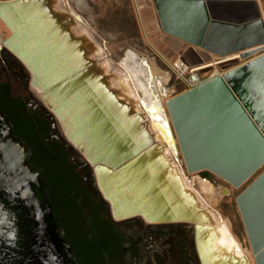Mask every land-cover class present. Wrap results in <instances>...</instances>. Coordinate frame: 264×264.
<instances>
[{"label":"water","instance_id":"1","mask_svg":"<svg viewBox=\"0 0 264 264\" xmlns=\"http://www.w3.org/2000/svg\"><path fill=\"white\" fill-rule=\"evenodd\" d=\"M63 1L0 0V21L9 31L4 46L91 166L112 217L190 224L200 264H237L232 257L215 259L202 219V211L211 209L172 177L121 67L107 57L99 62L104 51H92L95 41L85 50L79 33H88L72 21ZM200 29L202 47L220 57L217 64L264 50L261 19L240 25L209 21ZM163 108L169 143L185 172L206 170L239 188L264 166V53L169 97ZM29 158L0 107V264H77L58 234L52 190ZM235 201L254 263L264 264V168Z\"/></svg>","mask_w":264,"mask_h":264},{"label":"flooded vegetation","instance_id":"2","mask_svg":"<svg viewBox=\"0 0 264 264\" xmlns=\"http://www.w3.org/2000/svg\"><path fill=\"white\" fill-rule=\"evenodd\" d=\"M5 51L9 56L3 62L0 60V93L9 94L16 103L17 115L30 123V139L50 151L49 156L41 159L44 167H35L31 156L28 162L40 175L46 172L51 176L49 180L60 184L64 191H73V197L78 199L73 208L60 211V221L53 212L62 230L58 234L71 246L77 264H200L194 243L187 248L182 241H168L166 228L147 224L141 217L131 220L133 224L119 225L128 218L112 217L92 181L91 166L85 159L78 158L66 137L63 139L55 132L53 115L32 95L24 66ZM101 204L107 206V210H103ZM71 236L78 239L76 249L69 240Z\"/></svg>","mask_w":264,"mask_h":264},{"label":"rangeland","instance_id":"3","mask_svg":"<svg viewBox=\"0 0 264 264\" xmlns=\"http://www.w3.org/2000/svg\"><path fill=\"white\" fill-rule=\"evenodd\" d=\"M69 6L71 9L77 13L81 17V21L86 22L87 26L89 27L91 31L92 37L96 40V43L99 45H103L105 47L104 54L101 55L98 58L99 62L103 61L104 57H107L113 66L118 65V61L123 57L124 52L127 49H132L139 54L145 56L150 63L152 62L153 66L155 67L157 74L156 78L160 81L161 87L163 88V93H161L162 103L165 107V101L171 96H174L183 90H180V85L176 82L174 77L171 75L170 71L167 69V67L162 63L161 59L159 57L152 56V51L147 46L146 41L142 38L140 29H144V32L146 33L147 28H139L135 27L134 30V36L130 40H124L119 41L116 40L115 37H109L105 38V35H102L101 31L102 26L96 25L95 21L97 20V14H99L104 7H112L118 4L116 0H82V5L78 3V0H67ZM138 5H142L144 0H135ZM125 4L130 3L131 7H133V11H135L134 0H123ZM63 8L67 9V5L63 1ZM79 16H77L79 18ZM101 20V17L99 18ZM2 24V25H1ZM0 21V29L2 33L5 35V37L8 35L9 31L6 30V26ZM106 27V26H105ZM104 28V27H103ZM108 28V27H106ZM125 30H129L131 33L133 28L132 27H122ZM160 28V27H159ZM148 32V31H147ZM160 35V32H158ZM143 34V33H142ZM157 36L153 39V43L150 42L156 49H159V52L168 60H172L175 58H183L191 64V66H197L203 67L207 66L206 68H202L198 70L199 74L201 75H207L210 72L218 71L222 73L223 71L227 69L234 68L240 64L245 63L246 61H250L251 59H254L261 53H264V50H261L259 52H256L245 59H240L238 56L234 60H227L226 62H223L221 64L213 63L212 58H210L206 53L202 52L200 48L194 49L192 47V43L184 42L181 46V42H165L160 40V36ZM117 37V36H116ZM105 38V39H104ZM179 44V47L177 46ZM182 47H185V49L182 50ZM100 51V50H99ZM9 56V53L6 51L2 53V57L5 60ZM236 57V56H234ZM226 58V59H230ZM211 61V62H210ZM210 62V63H209ZM201 64V65H200ZM210 64V65H208ZM25 70V76L28 79L29 82V73L24 67ZM178 85V86H176ZM28 87L32 93L33 96L39 97L37 94V91L33 89L28 83ZM166 109V108H165ZM53 117V121L55 123V132L60 135L63 139L65 138L63 131L58 123V121ZM75 154L80 159H84V157L80 154V152L75 149ZM184 168V167H183ZM181 170L185 172L183 169ZM260 168L245 184L240 186L239 188H233L228 183H226L221 178L217 177L216 175L210 173L209 171L202 170L197 171L194 173H186L187 175V183L196 191L200 193V197L203 202H207L209 204V208L212 210L213 213H217L216 220L217 222H221L228 228V230L231 232L232 236L237 241L238 246L240 247V251L244 253L248 259L250 264H255L253 260V256L248 244V240L244 231V227L241 221V217L239 214V210L235 201L236 196L238 193L247 185L262 169ZM93 173V172H92ZM199 179L206 180L213 189V197L206 198L205 193L200 189V186L198 184ZM93 182L95 179L92 180ZM225 189H228L227 192ZM141 219L139 217H132L125 219L121 222H119V225H130L133 224L131 220ZM145 223L148 224V222L145 221ZM150 224V223H149ZM155 227L164 229H167L168 232V241H182L184 244L188 245L187 248H191V245L193 242V227L190 224L185 223H170V224H151ZM192 243V244H191ZM191 244V245H190Z\"/></svg>","mask_w":264,"mask_h":264},{"label":"crops","instance_id":"4","mask_svg":"<svg viewBox=\"0 0 264 264\" xmlns=\"http://www.w3.org/2000/svg\"><path fill=\"white\" fill-rule=\"evenodd\" d=\"M116 1L118 4L104 7L96 15L95 24L102 26V35H105V38L115 37L119 41L130 40L135 35V27H146V33L144 29H140L142 38L152 51L153 58L156 56L159 59V49L150 43L159 35L158 32L161 35L160 40L181 42V46H184V42L192 43L194 49L200 48L212 58L213 63H218L220 57L202 47L204 36L200 27L204 22L240 25L251 19H261L264 25V0H144L138 11H133L130 3ZM78 3L83 4L79 0ZM122 27H132L133 30L130 33ZM177 46L179 47V44ZM183 49L185 47H182ZM229 57L232 58H225Z\"/></svg>","mask_w":264,"mask_h":264},{"label":"bare ground","instance_id":"5","mask_svg":"<svg viewBox=\"0 0 264 264\" xmlns=\"http://www.w3.org/2000/svg\"><path fill=\"white\" fill-rule=\"evenodd\" d=\"M64 2L67 5V9L72 12V14H70L72 21L82 24L88 33H79V36L82 40L81 43L86 46L85 50L88 51V49L93 45L90 41L92 40V42H96V40L92 37L91 31L86 25L87 23L81 21L75 12L70 9L67 0H64ZM79 2L82 3V0H79ZM69 28L73 30V25L71 24ZM99 49L105 50V47L99 44L94 45L92 51L97 53L99 52ZM118 65L121 67V70L125 74V77L129 83V89L134 95V102L141 106L142 111H145V114L148 117L153 130L160 139L156 141L157 149L160 155L166 158L165 161L169 165L168 170L172 173V177H174L175 181L182 187L189 189L193 193V195L198 200L199 205L200 202H202L207 208H209V204L202 201L200 193L196 192L187 183V175L181 170L182 167L180 166L179 160L174 153V149H172L171 144L169 143L168 139L170 138V132L168 130V117L164 111L161 98L163 88L161 87L160 81L156 78L157 71L152 62L150 63V61L145 56L139 54L138 52L132 49H127L124 52L123 57L118 61ZM206 67L207 66H203L196 69L200 70ZM118 90L120 91V87ZM120 96L130 108L133 107L132 99L125 91H120ZM158 106L162 107L163 110H159ZM198 184L200 189L206 194V198L213 197L212 186L206 180L199 179ZM202 219L204 222L203 225L206 227L205 229L208 239H210L212 242V249L215 259L232 257L239 260L237 264H250L248 257L240 251V247L238 246L237 241L232 236L231 232L222 223L223 221L219 223L217 222V218H215L212 210H203Z\"/></svg>","mask_w":264,"mask_h":264},{"label":"trees","instance_id":"6","mask_svg":"<svg viewBox=\"0 0 264 264\" xmlns=\"http://www.w3.org/2000/svg\"><path fill=\"white\" fill-rule=\"evenodd\" d=\"M14 103L15 101H13V99L9 97V94L0 93V107L2 111L6 114L8 120L12 125V133L20 139H23L26 143H28V146L31 151L30 156L32 157V162L34 163L35 167H44L45 164L43 165L41 163V159H44V157L49 156L50 151L43 149L37 143L30 139L28 134V132H31L29 127L30 123L27 122L25 118L17 115L15 111L16 103ZM41 177L51 187L54 198L53 212L57 215L60 221V211L73 208V204L78 201V199L75 200L76 197H73V191H64L63 187L60 184L52 183V181L49 180L51 176H48L46 172H41ZM105 203L107 202L105 201ZM101 207L103 208V210H107V206L101 204ZM69 240L76 249L78 239L76 240L73 236H71Z\"/></svg>","mask_w":264,"mask_h":264},{"label":"built area","instance_id":"7","mask_svg":"<svg viewBox=\"0 0 264 264\" xmlns=\"http://www.w3.org/2000/svg\"><path fill=\"white\" fill-rule=\"evenodd\" d=\"M135 9L139 10V5L134 0ZM5 35L2 33L0 29V60L3 62L4 59L2 57V52L5 49L4 46ZM162 63L167 67L170 71L171 75L174 77L178 85H180V90H187L193 88L200 83H202L207 78L213 76L214 74H221L218 71L210 72L207 75H201L196 69L197 66H191L189 62L183 58H176L172 60H168L165 58L160 52H158ZM176 85V86H178Z\"/></svg>","mask_w":264,"mask_h":264}]
</instances>
